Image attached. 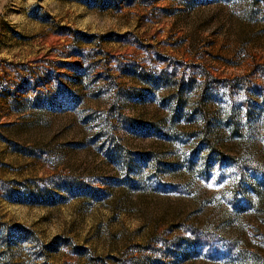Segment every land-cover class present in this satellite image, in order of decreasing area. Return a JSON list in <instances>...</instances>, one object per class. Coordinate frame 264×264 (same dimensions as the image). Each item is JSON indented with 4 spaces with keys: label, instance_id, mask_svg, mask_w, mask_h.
<instances>
[{
    "label": "rangeland",
    "instance_id": "rangeland-1",
    "mask_svg": "<svg viewBox=\"0 0 264 264\" xmlns=\"http://www.w3.org/2000/svg\"><path fill=\"white\" fill-rule=\"evenodd\" d=\"M0 264H264V0H0Z\"/></svg>",
    "mask_w": 264,
    "mask_h": 264
}]
</instances>
